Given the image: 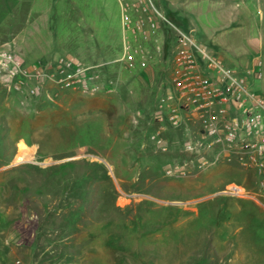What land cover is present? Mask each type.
<instances>
[{"label": "rangeland", "instance_id": "rangeland-1", "mask_svg": "<svg viewBox=\"0 0 264 264\" xmlns=\"http://www.w3.org/2000/svg\"><path fill=\"white\" fill-rule=\"evenodd\" d=\"M176 6L174 14L189 19L172 20L195 28V40L206 47L214 34L204 27L219 26L214 19L224 9L241 13L235 24L251 33L264 23V0ZM234 28L216 34L233 31L229 40L240 42ZM0 30V41L16 33L30 44L42 41L24 45L27 63L58 54L110 63L121 52L117 0H0ZM225 50L211 52L233 68ZM252 56L262 63V77H248L250 88L264 94V42ZM154 69L161 78L153 82L149 70L106 64L100 80L111 91H99L104 100L91 98L98 92L49 86L22 105L0 87V238L12 251L20 246L19 254H0V262L264 264V198L251 167L233 159L198 176L164 173L183 158L181 132L166 134L165 153L150 139L167 65ZM228 184L245 188L247 197L223 194Z\"/></svg>", "mask_w": 264, "mask_h": 264}, {"label": "built area", "instance_id": "built-area-1", "mask_svg": "<svg viewBox=\"0 0 264 264\" xmlns=\"http://www.w3.org/2000/svg\"><path fill=\"white\" fill-rule=\"evenodd\" d=\"M117 1L121 52L110 63L88 64L71 54L27 63L12 38L0 41V87L18 95L25 105L49 86L87 94L105 90L100 73L106 64L145 71L157 61H166L167 74L154 109L155 129L150 139L165 153L170 147L166 134L184 127L186 132L180 139L183 158L165 166L164 173L198 176L219 157L235 159L258 171L259 196L264 198V94L252 90L248 78L262 77L260 59L239 73L198 44L191 31L176 25L153 0ZM222 193L247 197L245 188L237 184L226 185Z\"/></svg>", "mask_w": 264, "mask_h": 264}, {"label": "crops", "instance_id": "crops-1", "mask_svg": "<svg viewBox=\"0 0 264 264\" xmlns=\"http://www.w3.org/2000/svg\"><path fill=\"white\" fill-rule=\"evenodd\" d=\"M159 3V9H161L167 16H169L171 19H175L178 20L179 23H183L186 24L187 20L189 19L187 16V13L185 12L184 14H174V12L171 10V7L175 8L176 6V0H157ZM245 12H243L244 14ZM176 15V16H175ZM242 14L239 12H233L232 10H228V9H224L222 12H220V14H217L216 19H214L216 24H219V26H216V28L214 30H211L207 25H205V29L207 31H209V34L213 33L214 35H210L207 37V42H208V47L210 48V51H218L219 48H224L226 49L225 51L227 52V61H229L230 63L234 64L235 66L233 67L234 69H236L239 73H244L246 72L247 69H249L250 67H252L254 65V61L255 58H252V54L254 51L258 50L261 48V46L263 45V40H264V23L261 22V25L256 27V30L254 29L253 33H251L252 31L247 28V27H243L242 26H237V24H235V22L238 20V17L241 16ZM178 18V19H177ZM263 21V20H262ZM242 23V22H241ZM215 24V25H216ZM231 25H236L237 31V37L240 36V42H237L234 39L229 40L231 35L228 36L227 34L229 33H233V31H228L227 34H223V35H217V31L218 30H222V29H227L229 28ZM208 27V28H207ZM35 29L37 31H40L39 26H36ZM35 30V31H36ZM189 31H191L192 35L195 32V28H189L187 29ZM1 31V30H0ZM211 32V33H210ZM1 33V32H0ZM240 33V34H239ZM251 33V34H249ZM216 35V36H215ZM194 37V35H193ZM16 51L23 57L25 53L23 50V47L25 44H27V46L30 47H36L38 45H40V43H42V41H38L37 44L33 43L30 44L29 42H26L25 38L19 37L18 34L16 33ZM42 47V45L40 46ZM18 48V49H17ZM22 50V53L20 52V50ZM257 55V54H256ZM26 62V59H24ZM35 60V59H33ZM31 60V61H33ZM224 61V60H223ZM158 64H163V66L165 67L167 65L166 61H157L155 62L152 67H150L149 70L150 74H148V76L152 79V81H157L159 80L161 77L159 75L158 72H156V70L154 68H156V66ZM146 70V71H147ZM163 73V72H162ZM148 77V79H149ZM150 79V80H151ZM145 84L146 86L149 85L148 84V80L146 81L145 79ZM101 92V91H100ZM100 92H98L99 94L97 95H93L91 98L95 99V100H104L106 99L104 96H102L103 94H100ZM107 104V103H106ZM107 111V109H102L101 111ZM184 127V126H183ZM179 131L181 132V137L184 135V133L186 132L185 127L182 129H179ZM20 147H25V144L21 142V146ZM213 151H210V153H212ZM224 158L219 157L218 159L215 160V164L213 166L210 167V169H214L216 167H220L221 165L225 164ZM251 169L254 171L256 176H259L258 171L256 169H254L253 167H251ZM209 170V169H208ZM258 181V180H257ZM4 238H0V254L3 255H12L13 252H18L19 254V250L17 249L20 246H15V251L11 250L9 248V240L4 239ZM12 241V240H10ZM20 249V248H19ZM9 253V254H8ZM8 262H0V264H7ZM11 264V263H8Z\"/></svg>", "mask_w": 264, "mask_h": 264}]
</instances>
